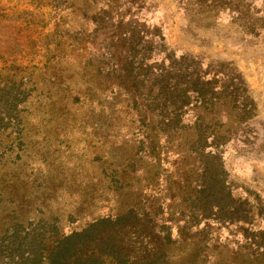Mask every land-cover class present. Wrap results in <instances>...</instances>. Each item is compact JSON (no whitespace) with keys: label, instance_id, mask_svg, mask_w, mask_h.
Returning a JSON list of instances; mask_svg holds the SVG:
<instances>
[{"label":"rangeland","instance_id":"rangeland-1","mask_svg":"<svg viewBox=\"0 0 264 264\" xmlns=\"http://www.w3.org/2000/svg\"><path fill=\"white\" fill-rule=\"evenodd\" d=\"M131 207L264 264V0H0V264Z\"/></svg>","mask_w":264,"mask_h":264},{"label":"trees","instance_id":"trees-1","mask_svg":"<svg viewBox=\"0 0 264 264\" xmlns=\"http://www.w3.org/2000/svg\"><path fill=\"white\" fill-rule=\"evenodd\" d=\"M173 55L167 54V57L173 58ZM186 58L188 56L181 55L178 60ZM173 71L181 70L175 68ZM197 73L193 69L190 74L196 76ZM199 78L196 76L195 84L182 90L178 89L179 83L169 86L168 89L173 90L170 94L177 93V90L183 95L195 91ZM156 228L146 211L139 212L131 207L123 213L100 217L80 230L58 236L50 247L35 253L36 257L27 264H168L166 248L171 242L170 234H162ZM43 238L40 235L42 245Z\"/></svg>","mask_w":264,"mask_h":264}]
</instances>
